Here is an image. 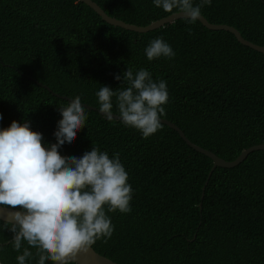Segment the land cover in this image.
<instances>
[{"label": "trees", "instance_id": "obj_1", "mask_svg": "<svg viewBox=\"0 0 264 264\" xmlns=\"http://www.w3.org/2000/svg\"><path fill=\"white\" fill-rule=\"evenodd\" d=\"M94 1L140 26L171 14L153 0ZM201 14L264 45V0H212ZM156 37L171 45L174 58L147 59L145 48ZM128 67L167 82L161 117L194 143L226 160L264 143V53L234 33L185 18L137 32L106 22L80 0H0V128L28 120L44 144L56 143L59 107L69 102L63 95L99 108L96 92L126 88L115 75ZM85 109L87 125L61 155L82 156L93 146L110 157L118 152L134 189L130 213H107L114 232L92 246L96 251L121 264H264L263 149L210 175L212 158L168 124L144 138L118 118ZM2 225L0 264H18L13 234Z\"/></svg>", "mask_w": 264, "mask_h": 264}, {"label": "clouds", "instance_id": "obj_2", "mask_svg": "<svg viewBox=\"0 0 264 264\" xmlns=\"http://www.w3.org/2000/svg\"><path fill=\"white\" fill-rule=\"evenodd\" d=\"M167 13L182 14L189 23L201 18L202 8L212 0H153ZM191 34V29H188ZM149 61L174 58L176 53L163 37L152 39L145 48ZM115 79L127 82L126 88L102 86L96 96L99 111L138 130L144 138L162 128L161 116L169 101L167 82L154 80L150 71L128 67ZM62 118L54 135L56 143H43V134L30 121L13 120L0 128V212L3 228L12 232L11 244L19 253L18 264L35 258L37 264H80L79 257L99 240L107 242L114 232L108 212L130 213L134 189L117 152L93 146L82 156H64L59 149L71 145L87 125V113L76 95L67 106H60ZM3 119L0 113V120ZM106 209V210H105ZM29 247H24V243ZM30 248L35 249V256ZM22 249V252H21Z\"/></svg>", "mask_w": 264, "mask_h": 264}, {"label": "water", "instance_id": "obj_3", "mask_svg": "<svg viewBox=\"0 0 264 264\" xmlns=\"http://www.w3.org/2000/svg\"><path fill=\"white\" fill-rule=\"evenodd\" d=\"M84 3H86L88 6H90L91 8H93L106 22L115 25V26H120L122 28L128 29V30H133V31H137V32H146L152 29H155L157 27L163 26L167 23L173 22L176 19L179 18H184L182 16V14L179 13H171L163 18H160L156 21L151 22L148 25L145 26H140V25H136V24H132V23H128L125 22L119 18H116L114 16L109 15L97 2H95L94 0H80ZM200 20L207 28L213 29V30H227L230 31L232 33L235 34V36L237 37V39L247 45L250 46L254 49H256L257 51H260L262 53H264V45H259L256 43H253L251 41H249L248 39H246L241 32L234 26L228 25V24H218V23H212L210 22L204 15L201 14V18L198 19ZM64 98L70 100L72 98L68 97V96H64ZM82 105H84L85 107L89 108V109H94V110H99V108L89 105L87 103H83L81 102ZM114 117L118 118V114L114 113ZM161 122H164L166 124H168L170 127L174 128L175 130H177L180 135L185 139V141L191 146L193 147L195 150L204 153L205 155L209 156L210 158H212L214 165L213 168L210 172V175L212 174L213 170L217 167V166H222V167H233L237 164H239L240 162H242L247 155L254 151V150H259V149H263L264 150V143L261 144H256L254 146H251L247 149H245L237 158H235L234 160H226L220 156H218L216 153L194 143L193 141H191L187 135L185 134V132L175 123H173L172 121L166 119V118H160ZM207 185V182L205 183L204 187H203V193H202V198L204 197V192H205V187ZM200 206H202V203L200 204ZM0 212H3L4 215L7 214V210L5 209L4 206H0ZM79 261L80 264H121L119 262L114 261L113 259L99 253L98 251L95 250L94 247L91 248V250L87 253H82L79 257Z\"/></svg>", "mask_w": 264, "mask_h": 264}]
</instances>
